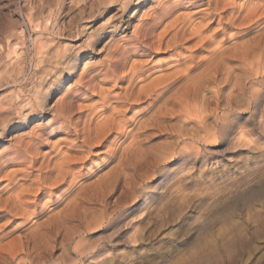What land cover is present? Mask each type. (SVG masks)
Here are the masks:
<instances>
[{
	"label": "rangeland",
	"instance_id": "1",
	"mask_svg": "<svg viewBox=\"0 0 264 264\" xmlns=\"http://www.w3.org/2000/svg\"><path fill=\"white\" fill-rule=\"evenodd\" d=\"M166 1L0 0V152L50 129L71 99L73 114L85 112L92 98L76 97L78 88ZM153 57L142 50L134 60ZM238 61L204 92L198 114L142 131L123 164L104 167V147L80 163L77 181L57 188V234L25 264H264V54L251 67ZM75 197L81 209L68 217Z\"/></svg>",
	"mask_w": 264,
	"mask_h": 264
},
{
	"label": "bare ground",
	"instance_id": "2",
	"mask_svg": "<svg viewBox=\"0 0 264 264\" xmlns=\"http://www.w3.org/2000/svg\"><path fill=\"white\" fill-rule=\"evenodd\" d=\"M179 12L182 15L172 19ZM138 32L76 90V97L92 98L85 112H74V117L68 109L71 99L51 121L50 129L1 150L0 223H4L0 224V264H25L45 240L57 234V224H61L57 218L64 214L57 213L61 203L57 188L77 181L80 163L100 157L94 155L96 148L108 149L104 167L115 158L122 162L123 154L141 143L142 131L168 129L173 127L171 120L198 114L197 102L216 86L220 73L231 63L239 60L249 66L251 59L263 55L264 0H167ZM142 50L154 55L147 64L134 60ZM166 55L168 59L154 64ZM61 133L65 137L53 142ZM79 186L84 194L93 191L86 182ZM69 191L70 187L65 195ZM71 199L67 205L62 203L66 214L72 212L67 216L81 209V202Z\"/></svg>",
	"mask_w": 264,
	"mask_h": 264
}]
</instances>
